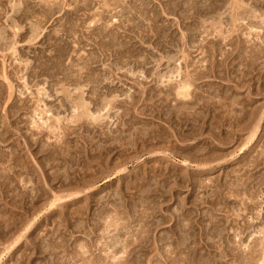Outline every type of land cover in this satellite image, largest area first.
Here are the masks:
<instances>
[{
	"label": "rangeland",
	"instance_id": "1",
	"mask_svg": "<svg viewBox=\"0 0 264 264\" xmlns=\"http://www.w3.org/2000/svg\"><path fill=\"white\" fill-rule=\"evenodd\" d=\"M46 1L0 2V264H264V0ZM175 65L226 107L185 137Z\"/></svg>",
	"mask_w": 264,
	"mask_h": 264
},
{
	"label": "bare ground",
	"instance_id": "2",
	"mask_svg": "<svg viewBox=\"0 0 264 264\" xmlns=\"http://www.w3.org/2000/svg\"><path fill=\"white\" fill-rule=\"evenodd\" d=\"M45 1V0H44ZM49 1V0H48ZM48 1H46L45 2V4L44 5H46V8H47V6H48V4L51 2V3H53V1H51L50 0V2H48ZM168 1V0H167ZM170 1V0H169ZM0 2H1V0H0ZM26 2V1H25ZM55 2V1H54ZM172 2V4H174V3H177V2H179V1H170L169 2V4ZM174 2V3H173ZM186 3H188V2H186ZM28 4V3H27ZM172 4H171V6H172ZM178 4H180V3H178ZM185 4V3H184ZM26 5V4H25ZM175 5V4H174ZM190 5V4H189ZM188 4H187V7L189 6ZM192 5V4H191ZM194 5V4H193ZM192 5V6H193ZM221 5V4H220ZM11 6V5H10ZM30 6V5H29ZM176 6H177V4H176ZM176 6H174V7H176ZM195 6V5H194ZM193 6V7H194ZM237 7H236V10H237V12H238V10H241L240 12H238L236 15H235V17H234V19L232 20L233 22H231L232 24H236L235 23V21L237 22V20L238 21H241V20H243L244 21V19L245 20H247V19H251V18H253V17H255L254 15H253V13H251L252 14V16L250 15V12L249 11H246V9L245 8H243L242 7V5H240V4H238V5H236ZM53 7V6H52ZM51 7V8H52ZM173 7V6H172ZM222 7V6H221ZM27 8V7H26ZM31 10V12H33V14H34V8L32 7L31 8V6L29 7ZM28 8V9H29ZM49 9H50V6L48 7ZM195 8H196V6H195ZM195 8H192L191 7V9H195ZM201 8V7H200ZM206 8V7H205ZM232 8V7H231ZM21 8L19 7V6H17V5H15V6H11V12L15 15V16H19L22 12H21V10H20ZM52 9H54V8H52ZM52 9H50V11L52 10ZM174 9V8H173ZM187 9V8H186ZM197 9H198V7H197ZM213 9V8H212ZM215 9V8H214ZM227 9V8H226ZM188 10L190 11V9L188 8ZM200 10V9H199ZM202 10V9H201ZM50 11H48L49 12V14L52 12H50ZM188 11V12H189ZM192 11H194V10H192ZM208 10H206V12H207ZM24 12V11H23ZM202 12V11H201ZM205 12V13H206ZM234 12V11H233ZM249 12V13H248ZM25 13V12H24ZM28 13V12H27ZM208 13H210V11L208 12ZM223 13V12H222ZM23 14V13H22ZM21 14V15H22ZM26 14V13H25ZM47 14V13H46ZM46 14H44L45 16H46ZM201 14V13H200ZM20 15V16H21ZM24 15V14H23ZM27 15V14H26ZM31 15V14H30ZM43 15V16H44ZM33 16V15H32ZM44 16V17H45ZM199 16V15H198ZM0 17H2L1 16V13H0ZM24 17H26L25 15H24ZM23 17V18H24ZM47 17V16H46ZM46 17H45V19H46ZM256 18V17H255ZM251 21V20H250ZM252 22V21H251ZM18 24V23H17ZM248 24V23H247ZM14 27H15V25H14ZM34 29H33V28ZM31 28V30H32V34L34 35L35 34V32L36 31H38L37 29H35L36 27H34V26H32ZM234 27H235V25H234ZM20 28V27H19ZM236 28V27H235ZM16 29V28H15ZM239 29V28H238ZM20 30V29H19ZM18 30V31H19ZM232 30H234L233 28H232ZM16 31V30H15ZM204 31V30H203ZM206 31V30H205ZM17 32V31H16ZM234 32H236V30H234ZM37 33V32H36ZM195 34V33H194ZM22 36V35H21ZM6 37V36H5ZM4 37V35L3 34H1L0 33V46H6V44H5V41L7 40L6 38ZM19 37V36H18ZM239 37V36H238ZM21 38V37H20ZM35 38V37H34ZM223 39H222V41H223V43L225 44L226 43V38L227 37H222ZM32 41V40H31ZM228 41V40H227ZM231 42V41H230ZM7 43V42H6ZM7 47V46H6ZM13 48V47H12ZM10 49V48H9ZM214 50V49H213ZM251 51V50H250ZM209 55V54H208ZM212 56V55H211ZM172 57V56H171ZM173 57H175V56H173ZM172 57V58H173ZM189 57V56H188ZM167 58V57H166ZM172 58H168L167 60H169L170 59V62H171V59ZM226 58V57H225ZM230 59V58H229ZM173 60H174V58H173ZM187 55H185V57H184V62L186 61L187 62ZM225 60V59H224ZM227 60V59H226ZM256 60V59H255ZM209 61V60H208ZM213 61V60H212ZM188 62H189V60H188ZM211 62V61H210ZM215 62V61H214ZM199 63V62H198ZM221 64V63H220ZM176 66V67H175ZM173 68H169V70H168V72H166V73H168V74H166V79H165V82H164V86H167L166 88L168 89V91H172L173 89H174V97L176 98V97H178V98H180V99H175V98H173V99H170V100H168V102L169 103H171V101L172 100H174V102H175V106H174V109L173 110H170L169 109V106H167L166 104H164V109H166V110H164L165 112H164V121H165V123L170 127V128H172L173 130H174V132L177 134V133H179V135H180V137H185V131H191V134H193L197 129H200V131H202L203 129H204V126H205V121H204V119L207 117V115L208 114H210L211 112L212 113H214V114H216V115H220L221 113H222V111H224L223 109L224 108H226V107H224V104L222 105V103H220V102H218V101H216L214 98L212 99V97L211 98H209V99H204V98H201V97H203V96H199V93H202V90H201V88H199V87H197V85L194 83L196 80H200V78L201 77H205V73L202 71V72H199V73H197V71H196V73H195V78H191V80H189V79H187V78H185V76H182L181 74H179L181 71H180V67H179V65H175ZM212 66H213V64H212ZM225 66V65H224ZM3 67V66H2ZM179 67V68H178ZM224 68V67H223ZM214 69V68H213ZM180 71V72H179ZM209 71V70H208ZM4 72V71H3ZM219 72V71H218ZM221 72V71H220ZM211 74H212V72H210ZM176 74V75H175ZM210 74V75H211ZM247 74V73H246ZM219 76H221V75H219ZM162 78H163V76H161ZM164 77H165V75H164ZM207 77V76H206ZM205 77V78H206ZM210 77V76H209ZM214 77V76H213ZM224 77V76H223ZM243 77V76H242ZM245 77V76H244ZM204 78V79H205ZM223 79V78H222ZM3 80H6V79H3ZM231 80V79H230ZM7 81V80H6ZM5 81V82H6ZM228 81H229V79H228ZM230 82V81H229ZM9 83V82H8ZM208 84H209V82H208ZM202 86H205V85H202ZM211 87V86H210ZM237 88V87H236ZM192 89V90H191ZM208 89H209V86H208ZM208 89H207V92L206 93H208ZM211 89H212V87H211ZM239 89V88H238ZM205 90H206V88H205ZM204 91V90H203ZM205 92V91H204ZM169 95H167V96H170V94H172V93H168ZM211 94V93H210ZM82 95V94H81ZM201 95V94H200ZM225 95V94H224ZM68 96V95H67ZM80 96V95H79ZM215 97V96H214ZM228 99V98H227ZM232 99V98H231ZM235 98H233V100H234ZM251 99V98H250ZM82 100V102H83V99H81ZM81 100L79 99V103H76V102H74L75 103V105H72L71 106V108L75 111V114H76V112H78V114L80 113V116H77V117H75V119L76 120H74L76 123L77 122H80V120H81V118H82V116L85 114V113H87L88 112V106L86 105V104H84V103H82L81 102ZM66 101V100H65ZM68 101V100H67ZM223 101V100H222ZM173 102V103H174ZM225 102V101H224ZM223 102V103H224ZM228 102V101H227ZM237 102L238 101H231L230 102V106L232 107V106H234V105H237ZM67 103V102H66ZM108 103V102H107ZM106 103V104H107ZM134 103V102H133ZM69 104H71V102H69ZM105 104V103H104ZM109 104V103H108ZM111 104V103H110ZM226 104V103H225ZM228 105V106H229ZM110 106V105H109ZM229 106V107H230ZM106 107H107V105H101L98 109L99 110H101V111H105V110H107L106 109ZM171 108H173V106H171ZM233 108H235V106L233 107ZM80 109L82 110L81 112H80ZM230 109V108H229ZM254 109H257V108H254ZM90 110V109H89ZM244 110H246V108L244 109ZM244 110H242V112H241V110H240V115H239V113H238V115L236 114V117H237V119H241L242 121H244L243 119H245V121H244V124H243V126L241 127V130L240 131H243V130H246V131H250V134H251V136H250V138H248V141L249 140H251V138L252 137H254L257 133H259L260 134V132H261V128H260V124H261V117L259 116H257V115H259V114H257V112H258V110L256 111V112H252V113H245V112H243ZM98 111V110H97ZM233 111V110H232ZM238 111V110H237ZM106 112H108V111H106ZM251 112V111H250ZM211 113V114H212ZM234 113V112H233ZM88 114V113H87ZM99 114H100V112H99ZM98 114V116H93V117H90V121H92V123H95V122H97V123H101V119H100V122H99V118H102V116L101 115H99ZM102 114H103V112H102ZM106 114V113H105ZM105 114H103V115H105ZM213 114V115H214ZM86 115V114H85ZM84 115V116H85ZM94 115H97V114H94ZM261 115V114H260ZM215 116V115H214ZM86 117V116H85ZM89 117V116H88ZM104 117V116H103ZM84 118V117H83ZM78 119V120H77ZM86 119V118H85ZM89 120H87L88 122H90ZM104 120V118H102V121ZM241 120H239L240 121V123H241ZM58 121V120H57ZM82 121H83V119H82ZM84 121H86V120H84ZM237 121V120H236ZM75 122H73L74 124H75ZM59 123V122H58ZM71 123V122H70ZM83 124L85 123V122H82ZM91 123V122H90ZM223 123V122H222ZM233 123V122H232ZM237 123H238V121H237ZM36 124V123H35ZM37 124L39 125V123L37 122ZM41 124H47L46 123V121L44 122H41ZM81 124V123H80ZM89 123H87V125H88ZM98 125V124H97ZM221 125V124H220ZM37 126V125H36ZM93 126H95V125H93ZM40 127V126H39ZM44 127V126H43ZM229 127H231V125L229 126ZM38 128V127H37ZM42 129V128H41ZM40 130V129H39ZM175 134V135H176ZM169 135V134H168ZM174 135V137H176V141H177V139L178 140H181V138H179V136H175ZM178 135V134H177ZM4 136V135H3ZM145 136V135H144ZM173 136V135H172ZM186 136H188V135H186ZM189 136H191L190 134H189ZM146 137V136H145ZM61 139V138H60ZM169 140H171L170 138H169V136H166L165 134H164V142L165 141H168L169 142ZM173 140H175V139H173ZM142 141V140H141ZM182 141V140H181ZM180 141V142H181ZM247 141V142H248ZM179 142V141H178ZM107 149V148H106ZM183 164H188L189 165V163L188 162H186V161H183L182 162ZM264 150H262L261 152H259V154H258V156L251 162V166H250V164L248 165L249 166V168H250V170H247L248 171V173L250 174L249 175V177H248V179L250 178V180H251V176H252V174L254 175V173H256V172H258V171H260V170H264ZM263 166V167H262ZM248 168V167H247ZM262 173V172H261ZM262 175L264 176V173H262ZM247 179V180H248ZM253 180H255V179H253ZM249 181V180H248ZM252 181H250V183H251ZM259 182V181H258ZM264 182V178H262V183ZM249 183V182H248ZM260 183V182H259ZM259 183H257V184H259ZM257 186V185H256ZM69 197V196H68ZM57 198V197H56ZM66 199H67V197H66ZM60 200V199H59Z\"/></svg>",
	"mask_w": 264,
	"mask_h": 264
}]
</instances>
